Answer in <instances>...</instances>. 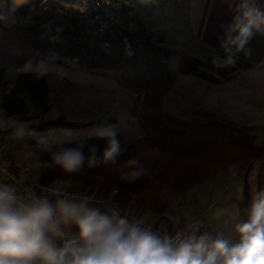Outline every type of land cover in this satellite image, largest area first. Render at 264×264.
I'll use <instances>...</instances> for the list:
<instances>
[{
  "label": "trees",
  "instance_id": "1",
  "mask_svg": "<svg viewBox=\"0 0 264 264\" xmlns=\"http://www.w3.org/2000/svg\"><path fill=\"white\" fill-rule=\"evenodd\" d=\"M63 2L47 0L42 8L25 17L28 19L25 24L15 23L7 28L0 19V89L6 86L5 72L20 69L28 60H55L86 71H116L123 89L143 96L138 123L144 137L128 144L118 135L123 152L116 163L85 168L74 174H63L49 167L52 152L81 142L86 152L91 145L102 150L105 141L94 138L47 147L39 157L42 170L36 182L116 189L163 219L188 190L219 173L247 165L238 202L244 220L251 196L249 173L256 161L260 162L257 191L264 188V146L243 129L219 120L181 132L170 129L163 102L176 79L168 66L172 54L165 47V39L145 27L129 3L121 7L122 24L101 30L94 15L85 20L79 16L75 0L67 11L58 13L64 10ZM48 96L45 76L22 75L2 96L0 109L9 117L25 122L32 134L83 128L68 122L64 113L47 120ZM10 133H15V129L0 131V139ZM133 157L146 172L139 179L129 180L124 172L129 170L126 161Z\"/></svg>",
  "mask_w": 264,
  "mask_h": 264
},
{
  "label": "clouds",
  "instance_id": "2",
  "mask_svg": "<svg viewBox=\"0 0 264 264\" xmlns=\"http://www.w3.org/2000/svg\"><path fill=\"white\" fill-rule=\"evenodd\" d=\"M226 3L231 20L220 26L223 55L213 57L218 68L235 64L239 53L250 54L249 42L258 34L264 36V0ZM110 5L111 0H99L96 7ZM84 11L86 7L81 8ZM18 71L37 78L51 72L67 75L62 66L46 59L28 60ZM9 127L17 137L32 134L25 122L0 109V131ZM91 135L105 141L102 150L91 145L86 152L83 142L62 148L52 152L49 167L74 174L116 163L123 152L117 129L97 127ZM39 142L51 147L44 137ZM126 166L124 176L129 180L146 172L135 157ZM234 234L230 239L222 233L202 232L199 221L185 230L160 232L93 195L59 184L37 191L0 178V264H264V188L251 194L246 218L235 223Z\"/></svg>",
  "mask_w": 264,
  "mask_h": 264
},
{
  "label": "crops",
  "instance_id": "3",
  "mask_svg": "<svg viewBox=\"0 0 264 264\" xmlns=\"http://www.w3.org/2000/svg\"><path fill=\"white\" fill-rule=\"evenodd\" d=\"M10 2L7 9L9 11L15 5H19L14 12L11 11L15 21L12 24H15L16 19L25 18L42 8L47 0H11ZM150 2L151 9L155 7V13L162 12L165 20L170 21L167 29L160 25L158 16L144 13V11L149 10L146 1H126V5L128 3L131 6L132 3L134 6L137 4L140 11L137 14L135 10V13L141 23L146 24L145 27L148 29L150 27V31L165 39V46L172 54L171 59L174 58L172 66L181 76L180 80L175 81L173 90L166 95L163 102L168 127L171 129L187 123H211L219 120L243 129L248 134L255 136L260 146H264L262 127L264 126V84H256L255 82V67L264 61V36L258 34L249 42L247 47L251 49L250 54L247 52L239 53L235 64L218 68L213 63V57L216 54L223 55L219 48L220 26L229 23L231 20L226 0H151ZM63 4H65V0L62 6ZM164 33H166V37ZM204 52H208V59L203 56ZM92 72L95 74L90 76V95L92 96L90 121L82 119L85 118L86 114L84 105L75 107L71 113L65 109H57L53 113L54 117H49L53 111L51 104L53 96L47 81L50 111L46 115V117L48 116L46 119L53 120L64 113L68 122L83 126L78 130H59L58 134L54 135L70 136L72 133H78L89 128L101 127L108 120V123L114 126H118V123L126 125L123 133L118 132L124 142L132 144L143 138L142 130L140 132L136 130L143 96L127 92L119 82L114 85L113 91H111L107 85L111 82L110 77L100 71ZM262 72L264 73V70ZM196 77H200L206 82L195 83L193 80L191 81V78ZM58 81L60 89L54 98L60 102L68 103L70 99L67 89L61 87V80ZM72 85L85 89L88 84L73 83ZM96 94L97 97H95ZM256 106L259 107L257 110ZM35 134L48 136L49 131ZM30 136L25 135L28 138ZM259 165L255 167L257 172ZM245 167L247 170L248 166L245 165ZM253 168L252 166V170ZM244 175L242 176L244 177ZM66 185L80 193L93 195L97 201L116 204L131 216L143 219L146 225L157 230H167L170 233L172 226L166 221V215L180 205L181 198L185 194L174 207L166 212L164 218L160 219L147 209L138 206L128 195L121 192L114 194L110 189L100 186L84 188L73 183Z\"/></svg>",
  "mask_w": 264,
  "mask_h": 264
},
{
  "label": "rangeland",
  "instance_id": "4",
  "mask_svg": "<svg viewBox=\"0 0 264 264\" xmlns=\"http://www.w3.org/2000/svg\"><path fill=\"white\" fill-rule=\"evenodd\" d=\"M10 1L11 0H0V17L5 18L1 20L3 25L7 28L12 26V23L15 22L14 18L12 17V12L7 10L11 3ZM126 1L127 0H122L120 1V4L124 5L126 4ZM141 1H146L149 5V10L144 11V13L152 16H154L155 14L156 16H158V21L160 25L167 29L170 25V21L165 20L164 14L162 12L155 13V7L151 9V0H139V2ZM72 4L73 0H65V4L63 6L64 10L58 11V13L63 14L65 11H67L69 7L72 6ZM132 8L134 9V12L135 10L137 11V14L140 11L139 6L137 4L134 6V4L132 3ZM27 21L28 19H25L24 17L16 19V23L21 24H25L27 23ZM144 26L147 25L145 24ZM149 29L151 28L149 27ZM164 36L166 37V33H164ZM203 56L208 59V52H204ZM173 60L174 58H172L171 61L168 62V66L170 67L171 73L175 76V79L178 81L180 80L181 76L174 70L172 66ZM48 61L51 64L62 66L67 72V75L64 76L58 75L55 72H51L46 75V79L49 83V87L52 90L53 96L51 102L53 111L49 117H54L53 113L57 109H65L71 113L74 111L73 109L75 107L79 105H84V110L86 111V114L84 116L85 118L82 119H88L90 121V101L92 99V96L90 95V76L95 73L86 70L82 71L81 69H78L74 66H70L65 63L59 64L55 60ZM18 70L19 69H10L5 72L4 79L6 86L0 89V102L2 96L12 89L14 82L19 76L31 74H20ZM255 70L256 84H264V73L262 72V70H264V61L257 65L255 67ZM100 72L110 77L111 82H109V84L107 85L110 87L111 91H113L114 85L119 82L118 73L116 71L107 73H104L102 71ZM58 80H61V87L67 89V94L70 99L69 102L67 101L68 103H65L63 101L60 102L58 99L54 98V96L60 89V86L58 85ZM192 80L195 83L206 82L203 81L200 77H196L194 79L191 78V81ZM73 83H81L84 85H88H86L87 87L85 89H81V87L77 85H72ZM255 92L258 93L257 91ZM95 97H97V94L95 95ZM258 108L259 107L256 106V110ZM46 118H48V116ZM108 122L109 121L106 120V123L101 127L112 126L115 127L120 133H123V129L126 127L125 124L118 123V126H114L112 124H109ZM208 123L210 122H199V124L187 123L177 128L171 129L176 132H181L186 129L196 127L198 125H207ZM262 127L264 131V126ZM136 128V130H138L139 132L140 130H142L139 123L136 124ZM93 130L94 129L89 128L88 130L80 131L78 133H72V135L70 136H55L54 134H58L57 132H59V130H50L48 136L43 134L38 135L34 133L31 134L29 138L25 137V135L29 134H25L23 137H17L15 133H10L7 137H3L2 139H0V141L5 146L6 155L16 165L21 164V166L26 167L29 170L30 179L36 181L38 175L42 170V164L39 160V157L45 152L47 148L44 144L39 142L41 137H44L47 140L48 144L52 147L55 145L70 143L74 141L94 139L95 137L91 135ZM259 164V161L254 162V168L249 174L250 195L254 193L257 189V170H255V167ZM240 173H242V175L247 173L245 166L239 168L235 167L228 172L219 173L215 177H212L204 183L185 192L184 196L181 198L180 205L166 215V221L172 226L171 233L175 232L176 230H185L187 229L188 225L199 221L201 224L202 232L207 231L212 233L213 235L217 233H222L226 238L234 239V225L238 221H242V214L238 208V202L240 199L239 192L244 187V177L240 175Z\"/></svg>",
  "mask_w": 264,
  "mask_h": 264
},
{
  "label": "built area",
  "instance_id": "5",
  "mask_svg": "<svg viewBox=\"0 0 264 264\" xmlns=\"http://www.w3.org/2000/svg\"><path fill=\"white\" fill-rule=\"evenodd\" d=\"M122 0H111V5L108 7L97 8L96 4L99 0H75L76 10L82 19H88L91 15H94L98 22V26L101 30H106L115 25L123 23V16L120 13ZM86 7V11L81 12V8ZM0 178L8 182H15L20 187H33L37 191L41 188L57 185L56 183H50L42 185L34 180L30 179L29 170L21 165H16L5 152V146L0 141ZM66 187L68 190L78 192L74 189L67 187L64 184H59ZM114 194L118 193L116 189H110ZM154 230H157L153 228ZM160 232H168L167 230H158ZM169 233V232H168Z\"/></svg>",
  "mask_w": 264,
  "mask_h": 264
}]
</instances>
